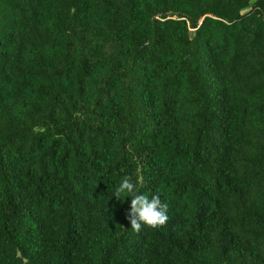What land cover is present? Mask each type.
<instances>
[{
  "label": "trees",
  "instance_id": "trees-1",
  "mask_svg": "<svg viewBox=\"0 0 264 264\" xmlns=\"http://www.w3.org/2000/svg\"><path fill=\"white\" fill-rule=\"evenodd\" d=\"M0 264H264V0H0Z\"/></svg>",
  "mask_w": 264,
  "mask_h": 264
},
{
  "label": "clouds",
  "instance_id": "clouds-1",
  "mask_svg": "<svg viewBox=\"0 0 264 264\" xmlns=\"http://www.w3.org/2000/svg\"><path fill=\"white\" fill-rule=\"evenodd\" d=\"M115 191L116 195L129 200L127 219L132 231L138 232L142 227L158 228L168 221V207L159 195L140 192L130 177L121 179Z\"/></svg>",
  "mask_w": 264,
  "mask_h": 264
}]
</instances>
